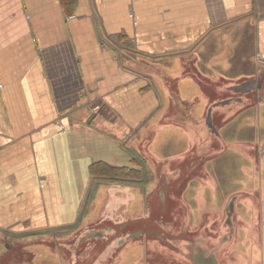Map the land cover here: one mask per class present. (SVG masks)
Instances as JSON below:
<instances>
[{
  "label": "crops",
  "instance_id": "crops-1",
  "mask_svg": "<svg viewBox=\"0 0 264 264\" xmlns=\"http://www.w3.org/2000/svg\"><path fill=\"white\" fill-rule=\"evenodd\" d=\"M263 72L264 0H77L71 13L61 0H0V230L32 238L74 226L97 183L118 202L122 182L91 167L136 162L132 141L156 156L163 134L182 128L187 150L174 156L190 164L168 165L169 180L199 166L195 179L216 190L207 168L219 158L209 159L215 137L252 164L204 212L217 217L224 261L264 264V97L237 99ZM224 100L214 136L206 117ZM182 115L193 125L173 121Z\"/></svg>",
  "mask_w": 264,
  "mask_h": 264
},
{
  "label": "rangeland",
  "instance_id": "rangeland-1",
  "mask_svg": "<svg viewBox=\"0 0 264 264\" xmlns=\"http://www.w3.org/2000/svg\"><path fill=\"white\" fill-rule=\"evenodd\" d=\"M189 119L182 115L173 121L193 125ZM220 119L216 113L214 120ZM171 134L174 137L166 139ZM184 136L188 134L182 128L166 131L153 149L156 156L148 152L145 142L140 143L141 150L138 141L126 144L142 166V181L117 183L123 186L122 198L113 199L118 201L114 204L108 187L95 184L94 197H87L84 213L74 226L32 238L0 230V264H235L231 258L223 260L217 217L204 210L220 205L232 185L241 183V169L253 166L229 149L225 152L215 137L219 146L209 151V159L219 158L208 161L207 168L209 178L218 182L216 190L208 187V179H195L199 166L196 174H188V167L182 166L180 175L169 180L171 176L162 173L168 165L190 164L188 157L174 156L187 150ZM198 196L207 199L206 206L199 207ZM256 248L251 247L252 254ZM248 250L249 246H240L246 256Z\"/></svg>",
  "mask_w": 264,
  "mask_h": 264
},
{
  "label": "trees",
  "instance_id": "trees-1",
  "mask_svg": "<svg viewBox=\"0 0 264 264\" xmlns=\"http://www.w3.org/2000/svg\"><path fill=\"white\" fill-rule=\"evenodd\" d=\"M65 9L68 12H73L77 6V0H61ZM134 161L129 165L125 166H113V165H100L94 164L91 167L92 177L98 179L110 180L111 182H129V181H142L143 179V169L139 165L137 157L133 158ZM94 197L93 193L89 196Z\"/></svg>",
  "mask_w": 264,
  "mask_h": 264
},
{
  "label": "water",
  "instance_id": "water-1",
  "mask_svg": "<svg viewBox=\"0 0 264 264\" xmlns=\"http://www.w3.org/2000/svg\"><path fill=\"white\" fill-rule=\"evenodd\" d=\"M264 88V72L258 76H256L255 78H253V80H250V82H243L241 86H239V90L240 92H243L244 95H245V101L243 98H237V99H242L241 101L245 104V105H250L257 100V97L261 98L264 97V92H262ZM248 94H253V95H257L256 98H252L251 95L248 96ZM251 97V98H250ZM254 97V96H253ZM231 101V100H230ZM229 100H224V101H220L218 103H215L212 105V107H210L209 111H208V114H207V117H206V126H207V129L209 132H211L212 135L214 136H219L220 135V132H219V129L215 123V120H214V115H213V112H214V109L217 105L219 104H222V105H225V104H228L230 102ZM224 149V146L222 147ZM210 155V154H209ZM233 202L231 201L230 204L228 205V209H227V218L225 220V225L224 226H230L231 227V230L233 229L234 227V221H233ZM7 246V249H9V246L6 244ZM12 250V249H11ZM219 263V264H222V262H217L216 261V264Z\"/></svg>",
  "mask_w": 264,
  "mask_h": 264
}]
</instances>
